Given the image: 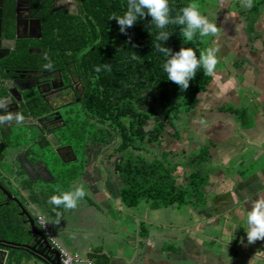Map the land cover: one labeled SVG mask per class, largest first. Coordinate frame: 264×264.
Returning a JSON list of instances; mask_svg holds the SVG:
<instances>
[{"label":"crops","instance_id":"0c3cea01","mask_svg":"<svg viewBox=\"0 0 264 264\" xmlns=\"http://www.w3.org/2000/svg\"><path fill=\"white\" fill-rule=\"evenodd\" d=\"M200 5L219 28L204 37L203 50L218 49L212 81L197 105L168 127L162 142L134 153L166 157L177 166L182 185L200 171L207 177L203 196L182 205L143 199L129 206L121 196L113 147H90L83 164L75 166L79 174L69 182L60 176L53 186V195L83 186L87 195L78 207L49 203L31 208L38 228L46 231L43 218L74 264H264V239L247 240L251 202L264 199V4L256 17L244 0ZM24 227L26 236L19 241L32 243L28 219ZM8 238L18 239L12 231ZM4 264L50 262L35 250L15 246Z\"/></svg>","mask_w":264,"mask_h":264},{"label":"trees","instance_id":"16d2710c","mask_svg":"<svg viewBox=\"0 0 264 264\" xmlns=\"http://www.w3.org/2000/svg\"><path fill=\"white\" fill-rule=\"evenodd\" d=\"M202 1L192 0L196 4ZM77 2L75 10L48 3L43 15L46 43L40 46L43 58H55L56 64L63 56L73 60L82 81L88 86L86 106L89 115L97 119V128L92 134L86 130V134L78 136L83 147L89 135L96 145H114L117 141L111 157L122 183V199L129 206H136L143 199L166 206L182 205L192 198L201 199L207 177L200 171L189 174L188 184L182 185L176 174L177 166L170 164L166 157L148 159L135 154L134 150L147 143L162 142L168 127H175L178 116L197 105L199 94L208 88L212 75L205 74L201 68L189 87L180 89L167 79L162 68L164 57L153 48V36L148 31L150 16L137 21L127 32H121L116 19L110 17L113 13L122 15L127 0ZM187 3L189 0H170L172 14ZM263 4L264 0H253V16H258ZM169 29L173 33L166 44L178 50L183 44L179 26L170 25ZM184 46L193 47L199 55L204 47V37L197 34ZM133 52L137 53L138 59L131 58ZM105 63L111 65L110 71L103 68ZM97 66L101 71H96ZM152 119L155 120L153 123ZM50 157L53 164L61 167L60 176H65L68 182L79 174V168L75 166L63 169L64 163L55 152H51ZM53 192H57L53 186L43 192L33 190L32 201L49 205ZM2 217L3 221L6 216ZM2 221L0 236L9 237L12 231L17 237L19 230L25 228L19 224L8 227Z\"/></svg>","mask_w":264,"mask_h":264},{"label":"flooded vegetation","instance_id":"af4514ba","mask_svg":"<svg viewBox=\"0 0 264 264\" xmlns=\"http://www.w3.org/2000/svg\"><path fill=\"white\" fill-rule=\"evenodd\" d=\"M48 3L70 10L78 5L77 0H0V102L5 104L0 115L24 117L0 123V221L5 215L2 222L8 227L24 226L34 186L43 192L58 183L61 167L53 165V147L62 148L72 161H61L74 167L83 164L90 147L118 145L93 144L89 135L83 147L78 137L86 130L92 134L97 119L88 113V86L77 64L68 56L57 64L55 58H43Z\"/></svg>","mask_w":264,"mask_h":264},{"label":"clouds","instance_id":"9594fccd","mask_svg":"<svg viewBox=\"0 0 264 264\" xmlns=\"http://www.w3.org/2000/svg\"><path fill=\"white\" fill-rule=\"evenodd\" d=\"M244 3L245 7L249 9L253 7V0H244ZM172 13L170 0H127V7L123 14L113 13L110 19L115 18L120 26V31L127 32V29L137 21L150 16L151 27L148 31L153 36V48L164 57L162 68L167 74V79L175 82L180 89L186 90L190 82L197 76L199 69L202 68L204 73L209 76L215 73L218 64V49L209 46L197 55V51L193 47L184 45L193 41L197 34L200 37H209L218 33L219 28L216 23L202 14L198 5L192 0H189V3L180 8L175 15ZM170 25L179 26L180 35L183 38V44L178 50H174L166 44L173 33V30L169 29ZM131 58L135 60L139 57L136 52H133ZM103 68L110 71L111 65L105 63ZM96 71H101V67L97 66ZM3 107L5 104L0 102V108ZM23 119V116L13 115L11 112L7 115H0V123L13 120L19 122ZM86 195L83 186H74L67 191L52 195L49 202L57 206L63 205L66 209H75ZM247 224L249 226L247 230L249 243H253L257 239H264V199L258 198L251 202L250 210L247 213Z\"/></svg>","mask_w":264,"mask_h":264},{"label":"water","instance_id":"95a60500","mask_svg":"<svg viewBox=\"0 0 264 264\" xmlns=\"http://www.w3.org/2000/svg\"><path fill=\"white\" fill-rule=\"evenodd\" d=\"M151 121L154 122L155 120L152 119ZM69 148L72 150V153L74 154V150L72 146H69ZM53 151L61 158L63 162L69 163L72 161V160L65 159L62 153V148L53 147ZM43 166H45V164H43ZM33 190L40 191L35 186ZM36 205L37 203L33 202L34 208L36 207ZM26 216L28 219V224H30L33 234H34L32 243H27V242L24 243L19 240H10L7 236H0V264H4L7 258V255L10 251V248L15 247V246H26L38 252V254L41 257H44L45 259H47L50 262V264H61L60 251L56 248H53L47 234L38 228L34 214H32V212L30 211L26 214ZM25 236H26L25 228L22 230H19L17 237L19 239L24 240ZM38 247H40V250L37 249Z\"/></svg>","mask_w":264,"mask_h":264},{"label":"built area","instance_id":"2783aa9c","mask_svg":"<svg viewBox=\"0 0 264 264\" xmlns=\"http://www.w3.org/2000/svg\"><path fill=\"white\" fill-rule=\"evenodd\" d=\"M40 223L43 225V227L45 228V233L47 234L50 242L52 243V245L54 246V248L58 249L60 251L61 254V264H74V257L72 256V254L69 252V250H67L65 247H63L52 235V233L50 232V228L47 224V222L43 219L40 218L39 219Z\"/></svg>","mask_w":264,"mask_h":264},{"label":"rangeland","instance_id":"374dc122","mask_svg":"<svg viewBox=\"0 0 264 264\" xmlns=\"http://www.w3.org/2000/svg\"><path fill=\"white\" fill-rule=\"evenodd\" d=\"M200 4H201V2H199L197 5H198V6H201ZM48 154H49V153H48ZM49 155H50V154H49Z\"/></svg>","mask_w":264,"mask_h":264}]
</instances>
